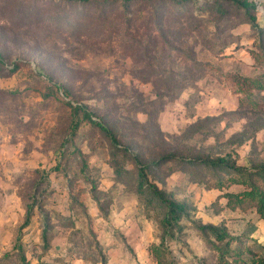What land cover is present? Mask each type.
Here are the masks:
<instances>
[{
    "label": "rangeland",
    "instance_id": "374dc122",
    "mask_svg": "<svg viewBox=\"0 0 264 264\" xmlns=\"http://www.w3.org/2000/svg\"><path fill=\"white\" fill-rule=\"evenodd\" d=\"M58 1L0 0V264H218L195 223L225 222L233 237L259 251L253 239L264 243L263 220L253 210L227 208L222 198L244 187L207 188L174 163L150 173L188 208L181 231L167 233L163 212L144 204L136 181L117 179L98 130L82 121L73 132L72 108L86 106L95 119L108 121L147 161L178 153L228 155L238 166L263 163L264 101L247 102L220 76L264 77V0H250L257 3L252 14L259 29L236 5L226 3L221 16L212 0H195L169 15L164 36L170 47L151 52L154 59L145 64L131 53L146 33H155L150 12L161 0L134 4L130 23L113 13L86 19L77 33L30 10L48 2L49 14L77 18L69 4L57 8ZM192 58L210 70L201 72ZM14 65L19 69L10 74ZM172 76L179 86L164 91L176 96L150 123L145 105L163 91L151 81ZM124 166L136 175L131 159ZM34 202L31 223L23 227Z\"/></svg>",
    "mask_w": 264,
    "mask_h": 264
},
{
    "label": "trees",
    "instance_id": "16d2710c",
    "mask_svg": "<svg viewBox=\"0 0 264 264\" xmlns=\"http://www.w3.org/2000/svg\"><path fill=\"white\" fill-rule=\"evenodd\" d=\"M49 1V0H47ZM153 2L154 0H59L54 5L58 7H67L69 4L71 9L76 13L77 18L71 19L72 15L65 13L49 14L47 7L48 2L42 7L30 8L35 18L46 15L47 19L53 21L58 26L68 28L69 32H80L90 21L86 19L100 21L107 19V16L113 14L116 17L125 18L128 23L130 8L138 2ZM162 5L153 9L150 14L153 19L151 26L155 29V33L149 31L146 33L145 41H137V49L133 50L132 45L127 41L120 40V45L132 51V55L137 62L145 64L147 60H152L151 52L159 48L166 50L168 43L165 41L164 23L171 14L182 12L186 6L196 4L195 0H161ZM212 10L221 16H225L227 12L223 9L226 3L236 5L240 9H244L247 16V22L255 29H259L257 18L252 14L257 8V3L250 0H212ZM208 5L210 3L206 2ZM91 7L95 8V12L91 14ZM91 14V15H90ZM90 16V17H88ZM263 34V33H261ZM113 38V37H112ZM104 41H109L105 34L102 35ZM4 56L0 52V63H3ZM193 64L200 67L201 72L207 71L206 67H202L194 58ZM151 72V63L148 65ZM19 69V65H14L9 73L13 74ZM142 71L139 69L135 76L142 77ZM148 73L150 74L153 73ZM152 78V77H150ZM220 79L228 86L237 89L247 102H255L256 99L264 101V77L250 78H231L220 76ZM153 82L162 92H158V101H151L149 105H145L143 111L148 116V122L154 123L157 116L163 110V106L167 100L175 98V94H167L164 90H171L173 86L178 87L179 81L175 76L154 79ZM180 87L179 89H181ZM178 89V90H179ZM166 100V101H165ZM257 104V103H256ZM73 116V132L77 130L82 121H87L94 129L108 141L110 146V159L112 167L118 180L128 182L130 179L136 181V193L148 208H158L163 212L162 224L166 227V232H171L177 228L181 231L179 223L189 217L188 208L167 196L165 191L150 180L149 174L156 175L167 164L174 163L182 172L186 173L190 178L198 184H204L207 188L215 187L222 190L224 186L239 185L244 187V191L239 193H224L222 198L227 200L226 207L236 211L240 210L244 213L253 210L258 217L264 222V162L251 166H238L235 161L228 155L210 157V156H182L178 153H165L147 161L139 153L131 150V146L122 141L121 133L115 126L110 125L103 118L95 119V113L90 111L88 107L80 105L72 108ZM135 164L136 175L132 174V170L126 169L124 163L130 160ZM58 170V167L53 169ZM39 172V171H37ZM171 172V171H170ZM157 176V175H156ZM47 177V175L45 176ZM229 184V185H228ZM34 203L27 206V215L23 227H27L31 223L34 211ZM42 210V207H39ZM47 217V216H46ZM47 220V218H45ZM196 230L199 231L205 244L212 249L218 258V264H264V243H259L257 239H253L254 244L259 251L254 250L253 245H245L241 241L242 238L233 237L225 222L219 225L214 224H197ZM46 233L44 232V235ZM252 238V237H251ZM165 240L162 238L161 245L156 248V252L164 247ZM235 245V246H234ZM159 260V259H158ZM163 264V263H162ZM167 264V263H166ZM171 264V263H169Z\"/></svg>",
    "mask_w": 264,
    "mask_h": 264
}]
</instances>
